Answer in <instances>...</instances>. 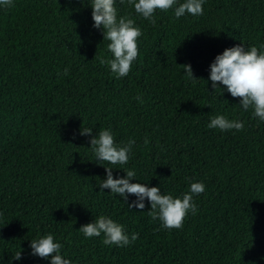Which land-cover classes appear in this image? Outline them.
Wrapping results in <instances>:
<instances>
[{
  "label": "trees",
  "instance_id": "obj_1",
  "mask_svg": "<svg viewBox=\"0 0 264 264\" xmlns=\"http://www.w3.org/2000/svg\"><path fill=\"white\" fill-rule=\"evenodd\" d=\"M92 2L0 5V264H51L30 247L48 234L72 264H264V121L209 79L226 49L264 51V0H205L202 15L179 19L185 0H177L154 13L155 25L116 0L118 19L129 16L142 32L139 55L120 78L100 62L114 57L94 27ZM220 115L243 130L209 129ZM84 128L92 135H81ZM102 129L117 145L135 140L126 165L97 160L90 141ZM105 167L114 179L135 170L131 183L173 198L203 183L193 196L197 213L165 229L147 214V199L141 211L128 208L134 195L125 202L101 192ZM99 216L138 239L120 247L104 245L103 233L85 238L79 229Z\"/></svg>",
  "mask_w": 264,
  "mask_h": 264
},
{
  "label": "clouds",
  "instance_id": "obj_2",
  "mask_svg": "<svg viewBox=\"0 0 264 264\" xmlns=\"http://www.w3.org/2000/svg\"><path fill=\"white\" fill-rule=\"evenodd\" d=\"M121 3L124 0H120ZM205 0H185L175 8V18L179 19L186 13L192 16L203 14V4ZM134 6L135 12L145 20L155 25L154 13L157 10L168 11L177 4V0H128ZM116 0H93L92 20L94 27L103 29L104 40L110 41L109 51L113 54V59H101V64H106L117 78L126 77L131 71L133 62L139 55L138 38L142 35L141 29L135 26V21L129 16H122L118 19ZM0 5L11 7L12 0H0ZM264 48V45H261ZM184 70L188 78L197 80L193 76L190 65L178 66ZM69 69L65 68L63 75L67 76ZM212 89L215 91L218 84L225 86L228 93L233 98H239L240 104L245 111L253 109L254 116L264 121V51L252 46L245 50L243 46H236L226 49L223 54L218 55L210 65V76ZM143 103L141 96L136 97ZM227 103V101H225ZM209 129H220L229 131L235 129L241 131L244 123L240 121H230L225 116H215L210 119ZM81 135H92V129L84 128ZM149 141L145 139V144ZM91 150L98 161L107 162L110 165H126L129 153L135 140H129L128 145L120 146L114 141L111 130H100L98 135L90 141ZM107 177L100 182L101 192L110 189L111 193L118 194L127 202L129 195L137 197L135 201L128 204L129 209L143 210L145 199L150 203V210L147 214L152 220L159 219L165 229H180L187 214L197 213V206L193 202V196L202 194L205 191L203 183H192L190 192L185 193L181 198H173L172 195H163L159 187H147L141 183H131L136 176L135 170H126V178L114 179L113 169L105 167ZM170 179V178H169ZM79 232L85 238L100 237L104 234V245H117L124 247L138 239V234L133 233L131 240L125 234L122 225L114 222L105 216H99L94 223L82 226ZM31 254L42 259L51 257V264H72L70 260L64 259L59 253L62 245L54 242L51 234L43 238L32 240L30 243ZM22 258V249L13 256L14 260Z\"/></svg>",
  "mask_w": 264,
  "mask_h": 264
}]
</instances>
